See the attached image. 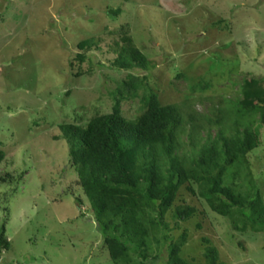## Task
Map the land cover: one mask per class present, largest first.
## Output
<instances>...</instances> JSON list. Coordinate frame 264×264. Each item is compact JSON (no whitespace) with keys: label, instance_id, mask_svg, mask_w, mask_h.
I'll list each match as a JSON object with an SVG mask.
<instances>
[{"label":"rangeland","instance_id":"obj_1","mask_svg":"<svg viewBox=\"0 0 264 264\" xmlns=\"http://www.w3.org/2000/svg\"><path fill=\"white\" fill-rule=\"evenodd\" d=\"M121 27L149 60L148 70L134 73L164 106L212 117L231 109L226 101L241 100L246 78L264 79V0H0V233L5 228L11 244L9 251L0 247V264H115L76 184L61 127L86 126L112 112L114 93L129 76L114 66L112 33ZM87 39L98 45L80 51ZM78 55L87 59L80 63ZM142 98L140 91L121 103L127 120L143 112ZM259 134L248 170L226 180L246 192L254 177L264 201V126ZM178 206L197 212L178 223ZM173 207L164 218L167 233L151 232L155 212L140 215L148 259L131 250V262L118 264H164L170 240L179 244L184 235L180 257L188 264H207L209 248L220 264H264V232L234 231L231 219L213 213L187 186Z\"/></svg>","mask_w":264,"mask_h":264},{"label":"trees","instance_id":"obj_2","mask_svg":"<svg viewBox=\"0 0 264 264\" xmlns=\"http://www.w3.org/2000/svg\"><path fill=\"white\" fill-rule=\"evenodd\" d=\"M112 34L118 56L114 66L129 72L128 79L114 93L112 112L92 118L86 126L61 127L71 146L69 155L78 177L76 184L90 203L111 260L115 264L122 260L130 263L131 250L143 260L148 259L149 231L140 215L147 216L148 210L155 212L156 219L149 217L151 232L163 229L167 233L164 218L174 208L184 186L204 200L213 213L231 219L234 231L245 233L251 229L263 233L260 186L253 177L251 189L242 192L233 182L243 170H248L249 156L261 144L264 79L246 78L240 87L241 100L226 101L231 109L214 110L212 117L186 112L178 105L164 106L159 95L146 85V78L134 73L135 69L148 70L149 60L135 45L128 28L121 27ZM97 45L95 39H87L78 44V49L86 52ZM77 58L82 63L87 56ZM140 91L143 112L136 120H127L121 103L137 99ZM214 128L218 134L213 138ZM203 131H208L204 142ZM186 134L184 143L182 136ZM3 158L0 150V163ZM228 176L233 182L227 183ZM78 202L82 207L83 201ZM196 212L193 207L178 206L173 218L186 223ZM4 230L0 233V247L9 251L11 244ZM184 242L185 235L179 244L170 240L164 264H188L180 257ZM205 258L207 264H220L213 248L206 250Z\"/></svg>","mask_w":264,"mask_h":264}]
</instances>
